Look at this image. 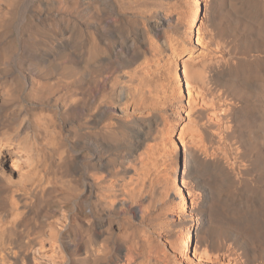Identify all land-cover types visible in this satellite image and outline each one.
Instances as JSON below:
<instances>
[{
    "label": "bare ground",
    "instance_id": "6f19581e",
    "mask_svg": "<svg viewBox=\"0 0 264 264\" xmlns=\"http://www.w3.org/2000/svg\"><path fill=\"white\" fill-rule=\"evenodd\" d=\"M0 264H264V0H0Z\"/></svg>",
    "mask_w": 264,
    "mask_h": 264
}]
</instances>
